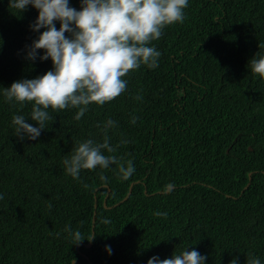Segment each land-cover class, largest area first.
Segmentation results:
<instances>
[{"label":"trees","instance_id":"1","mask_svg":"<svg viewBox=\"0 0 264 264\" xmlns=\"http://www.w3.org/2000/svg\"><path fill=\"white\" fill-rule=\"evenodd\" d=\"M69 6L80 11L82 0ZM183 11L150 42L158 67L130 71L120 96L91 104L79 121L78 108L50 110L40 136L21 140L13 117L38 127L34 102L8 103L4 88L53 63L39 59L44 49L26 58L46 30L31 27L38 10L19 14L0 0V264H148L184 250L204 264H264V78L251 70L264 56V0H188ZM109 119L117 151L104 154L131 160L134 174L125 181L117 165L97 166L74 179L64 159L87 139L103 142ZM66 226L84 238L94 231L91 248L72 245Z\"/></svg>","mask_w":264,"mask_h":264},{"label":"clouds","instance_id":"2","mask_svg":"<svg viewBox=\"0 0 264 264\" xmlns=\"http://www.w3.org/2000/svg\"><path fill=\"white\" fill-rule=\"evenodd\" d=\"M32 5L38 10V17L32 25L34 31L45 28L39 38L33 41L26 58L35 61L37 50L44 49L41 61L51 59L53 70L42 77L14 82L10 88H4L3 95L8 103H18L23 108L25 102H34L30 118L38 127L25 122V116L16 115L12 123L15 133L21 140L27 136L36 140L48 121H53L51 112L66 108H78L75 120L79 121L91 104L103 106L113 101L126 89L127 81L122 79L130 71L141 65L148 68L158 67L161 53L150 42L162 35L165 26L183 22L184 9L188 0H82V8L77 11L69 6V0H9V8L19 14ZM54 21L60 22L59 30ZM70 33L71 38L65 36ZM251 70L264 78V56L251 59ZM137 96L136 99H142ZM137 117H132L135 124ZM115 126L111 119L102 129L103 142L87 139L78 144L70 158L63 164L66 172L79 179L81 170H94L99 166L108 169L117 165L122 180H128L135 172L131 160L125 163L115 155L117 148L110 144L108 129ZM129 141H122L127 144ZM105 179V177H102ZM85 187H87L85 185ZM172 185L165 186V193ZM2 198V197H0ZM52 205L49 204V208ZM156 216L167 217L166 212L156 211ZM103 223H110L105 219ZM66 232L72 237V245L94 239V231L88 238L82 233L72 231L66 226ZM111 254L110 246H106ZM205 256L198 251H182L172 258L159 260L153 256L148 264H204ZM230 264H237L233 259ZM247 264H261L259 258L249 257Z\"/></svg>","mask_w":264,"mask_h":264},{"label":"water","instance_id":"3","mask_svg":"<svg viewBox=\"0 0 264 264\" xmlns=\"http://www.w3.org/2000/svg\"><path fill=\"white\" fill-rule=\"evenodd\" d=\"M250 180H251V174H250ZM249 186H250V184H248V185L246 186V188L243 190V192H244L245 190H247V189L249 188ZM132 187H133V186H132ZM132 187H131V189H130L128 195L126 196V198H125L122 202H125V201H127V200L129 199V197H130L131 194H132ZM91 246H92V241H91L88 245H86L87 248H91ZM79 248H80V247H79ZM74 264H77V261H75ZM91 264H92V263H91Z\"/></svg>","mask_w":264,"mask_h":264}]
</instances>
